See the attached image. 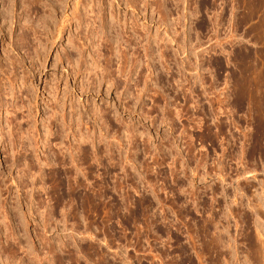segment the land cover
<instances>
[{
	"label": "rangeland",
	"instance_id": "1",
	"mask_svg": "<svg viewBox=\"0 0 264 264\" xmlns=\"http://www.w3.org/2000/svg\"><path fill=\"white\" fill-rule=\"evenodd\" d=\"M8 3L0 264H264V0Z\"/></svg>",
	"mask_w": 264,
	"mask_h": 264
},
{
	"label": "bare ground",
	"instance_id": "2",
	"mask_svg": "<svg viewBox=\"0 0 264 264\" xmlns=\"http://www.w3.org/2000/svg\"><path fill=\"white\" fill-rule=\"evenodd\" d=\"M8 1L9 0H4V4H3V11H2V21L1 22H3V25H1V31H3L4 32V40H3V53H2V56H3V60H4V64H5V62H8V60H9V54H10V51L8 50V45H7V43H6V40H8L7 38H8V34L7 33H5L6 31H5V28H6V25H7V23L9 22V19H10V6H9V3H8ZM30 5V4H29ZM31 23V22H30ZM3 27V28H2ZM7 64V63H6ZM5 64V65H6ZM3 67H5L4 65H3ZM2 67V68H3ZM6 67H7V65H6ZM1 68V69H2ZM3 71L6 73L5 75H7V73L9 72H7V70H5V69H3ZM10 73V72H9ZM8 73V74H9ZM8 76V75H7ZM10 77L8 76L7 78H5L3 81V87H4V93H2L1 94V96H3V94H5V96L8 94V88H7V86H8V84H10ZM10 92V91H9ZM4 96V97H5ZM5 99V98H4ZM4 99H2L1 100V106H3V105H5V104H7V103H5L6 101H4Z\"/></svg>",
	"mask_w": 264,
	"mask_h": 264
}]
</instances>
